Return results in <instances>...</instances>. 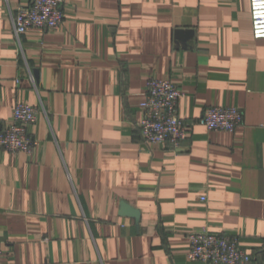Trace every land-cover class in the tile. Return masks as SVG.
<instances>
[{"label":"crops","instance_id":"0c3cea01","mask_svg":"<svg viewBox=\"0 0 264 264\" xmlns=\"http://www.w3.org/2000/svg\"><path fill=\"white\" fill-rule=\"evenodd\" d=\"M27 1L0 0V126L18 102L46 113L31 153L0 148L1 263L205 264L188 252L207 228L264 264V39L250 0H66L62 25L29 28L20 49L8 14ZM151 78L180 87L195 122L178 152L143 140ZM210 106L240 108L243 124L209 130Z\"/></svg>","mask_w":264,"mask_h":264},{"label":"built area","instance_id":"2783aa9c","mask_svg":"<svg viewBox=\"0 0 264 264\" xmlns=\"http://www.w3.org/2000/svg\"><path fill=\"white\" fill-rule=\"evenodd\" d=\"M66 0H28L16 10L9 8V18L14 35L21 49L22 36L29 28L57 29L64 21ZM253 36L264 39V0H250ZM183 91L169 79L151 78L146 83L144 115L139 122L143 140L180 151L190 135L195 122L183 119L179 112V100ZM46 113L43 105L17 103L13 119L0 126V148L11 152L31 153L37 140L29 128L38 116ZM244 114L238 107L210 106L199 123L209 130L234 132L243 124ZM201 200H206L205 196ZM188 257L205 264H249L252 256L242 249L236 238L213 233L207 228L189 234ZM0 234V258H1ZM0 264L1 260H0Z\"/></svg>","mask_w":264,"mask_h":264},{"label":"water","instance_id":"95a60500","mask_svg":"<svg viewBox=\"0 0 264 264\" xmlns=\"http://www.w3.org/2000/svg\"><path fill=\"white\" fill-rule=\"evenodd\" d=\"M177 33L178 35H181V36H183L184 34L183 30H178ZM120 214L122 216L135 217L137 219L140 218V211L125 201H122L120 203Z\"/></svg>","mask_w":264,"mask_h":264}]
</instances>
